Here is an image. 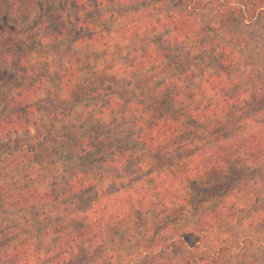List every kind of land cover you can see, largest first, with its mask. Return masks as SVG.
<instances>
[{
  "label": "trees",
  "instance_id": "16d2710c",
  "mask_svg": "<svg viewBox=\"0 0 264 264\" xmlns=\"http://www.w3.org/2000/svg\"><path fill=\"white\" fill-rule=\"evenodd\" d=\"M93 1L99 5L124 7L152 0ZM183 2L191 13L213 6L220 28L229 27L236 19L252 22L264 11V0H246L240 6H234L230 0ZM89 3L90 0H0V63L16 71H21L26 64V55L16 49L15 39L29 28L17 30L11 23L28 22L33 17L36 22L30 28L35 29L42 42L59 43L67 37L69 25L65 17L80 28L90 24L84 19ZM160 22L165 27L160 42L166 38L178 43L181 36L189 38L195 33L183 13L170 14ZM166 47L170 48L169 41ZM227 48L229 45H220L216 52H224ZM162 53L160 48L143 50L130 63L129 70L137 72L158 63ZM114 65L113 62L106 65L95 80L84 84L77 79L79 72L76 70L53 69L52 79L63 87L64 96L58 95L59 113L54 118L58 123H53L47 134L50 137L59 135L63 144L73 142L80 152L74 158L87 169L80 178L72 179L65 194L58 188H31L0 195V208L4 204L3 210H11L18 217L22 209L42 202L50 205V213L58 220L50 223L52 239L47 249L32 246L25 237L13 238L8 228L4 253L7 264H111L112 259L107 255L109 236L129 226L130 217L134 219L133 228L137 231L133 235L137 238L132 243L127 264L139 258L157 263L160 256L163 262L158 264H219L204 256L195 260H172L170 256L189 246L207 245L217 231L247 207L245 201L253 202L251 207L256 208L252 217L256 222L254 226L264 224V64L246 60L247 70L242 81L234 76L237 70H233V59L219 54L214 58V69L207 67L200 71L199 77L192 76L195 81L186 85L173 82L165 94L154 93L146 101L137 100L132 105L135 109L131 115L135 117L128 118V114L122 117L125 121L134 120L131 130L126 122L123 130L135 138L146 155H151L149 158H167L165 164H157L153 170L147 171L148 165L140 167L147 173L139 177L127 173L129 158L123 153L119 157L122 151L109 146L105 136L82 131L78 138L77 131L60 127L64 120L72 117L71 107H75L84 94L119 81L117 75L109 71ZM163 72L166 69L156 75L136 78V84L146 86ZM30 86L27 90L18 88L10 95L0 115V141H11L19 132L37 127L36 122L31 121L35 105L31 95L34 85ZM169 101L176 103L179 109L167 105ZM123 112H127L126 109ZM41 144L38 148L44 145ZM36 148L33 143L28 145L20 163L27 164L28 168L35 167L37 160L43 157L35 155ZM96 168L99 169L93 174ZM149 172L151 179L148 181ZM124 176L130 178V182L114 189L113 194L109 193V197L119 194L110 209L106 204L100 207L91 203L96 194L100 195L101 182L120 181ZM86 197H89L88 203L78 205L79 209L72 211L66 221L55 212L68 199L74 203ZM59 201L61 203L56 204ZM52 202L56 205L51 206ZM184 222L186 226L175 239L166 237ZM12 239L15 243H11ZM0 248L2 250V243Z\"/></svg>",
  "mask_w": 264,
  "mask_h": 264
},
{
  "label": "rangeland",
  "instance_id": "374dc122",
  "mask_svg": "<svg viewBox=\"0 0 264 264\" xmlns=\"http://www.w3.org/2000/svg\"><path fill=\"white\" fill-rule=\"evenodd\" d=\"M230 1L234 6H240L246 2V0ZM182 13L189 18L195 33L189 38L181 36L178 43L166 40V38L160 42V36H163L165 32V27L160 24V21L170 14L177 16ZM84 19L90 24L80 28L68 16L65 17L69 25L67 37L59 43L42 42L35 29L30 28L36 22L33 17L28 22L11 23V26L17 27V30L23 27L29 28L22 33L20 38L15 39L16 49L26 55V64L21 71H16L0 63V115L4 113L12 93L18 88L27 90L31 87L30 85H34L31 95L35 110L31 121H35L37 127L32 126L29 132L25 130L19 132L13 136L11 141L7 139L0 141V195L2 197L7 192L26 191L31 188L39 190L58 188L60 193L65 194L70 189L72 179L75 176L80 178L84 169H87L85 168L87 166H84L78 158H74L75 154L80 152L78 148H74L73 142H69V145L63 144L59 135L50 137L47 134L50 126L58 123L54 119L59 113L57 111L58 95L64 96L63 87L52 79L54 68L78 71L77 79L84 84L95 80L106 65H111L112 62L115 64L109 71L115 73L119 81L107 84L93 93L84 94L77 105L71 107L73 108L72 117L64 120L60 127L77 131L75 136L78 138L82 131L89 135L93 133L105 136L109 146L122 151L119 157L123 153L125 158H129L131 163L127 173L139 177L151 168L153 170L155 165L165 164L167 158L165 156L149 158L151 155H146L135 138L130 137L123 130L125 122L131 130V124L134 121L132 118L135 117L131 115L135 109L132 105L137 100L146 101L154 93L163 95L173 82L186 85L192 80L195 81L192 76L199 77L202 73L200 71H205L207 67L214 69L213 61L219 54L229 55V59H233L235 66L233 70H237L234 76L241 80L244 79L247 70L246 60L257 62L260 65L264 64V11L261 17L252 22L236 19L229 27L220 28L213 6L191 13L183 0H152L124 7L99 5L90 0ZM168 41L170 48L166 47ZM220 45H229V48L224 52H216ZM150 48L152 50L160 48L163 52L159 56V62L147 65L144 70L137 72L135 69L129 70L130 63L143 50ZM164 69L166 72L158 75L146 86H137L136 78L152 73L156 75ZM167 105L171 107L173 105L175 110L179 109L172 101H169ZM125 109L127 112H123ZM127 114L128 118L131 116L132 118L125 121L122 117ZM198 137L197 139H201ZM32 143L34 149L37 146L35 155L43 157L37 160L38 164L35 167L28 168L27 164H21L19 159L28 145ZM41 143L44 145L38 148L42 145ZM91 159L93 160L94 157ZM95 163L98 165V162ZM142 166H147L149 169L146 171L143 167L142 170L140 168ZM96 169L92 171L93 174H96L99 168ZM150 173H148V181L151 179ZM129 182L130 178L125 176L120 181L101 182L98 186L100 195L96 194L91 203L100 207L106 204L110 209L115 197L119 194L113 198L109 197V193L113 194L114 189L117 187L119 189L120 186ZM147 188L151 189L149 185ZM105 193H107L106 196ZM241 199L245 201V197ZM68 200L66 204H61L59 211H55L60 213L59 216L63 217V221H66L72 211L79 209L78 205H82L83 202L88 203L89 197L84 200L78 198L74 203ZM60 203L59 201L56 204ZM56 204L52 202L51 206ZM245 204L247 207L242 208L239 216L217 231L208 240L207 245L186 247V250L170 258L172 260H182V258L195 260L197 257L204 256L219 264H229V262L264 264V224L254 226L256 222H253L252 217H254L256 208L251 207L254 203L245 201ZM2 205L0 208V246L2 243L3 248L0 250V264H7L4 253L5 246H7L5 244H8L5 240L7 239L6 234L9 231L13 238L25 237V240L34 247L42 249L49 247L52 239L50 223L58 221L50 213V205L41 202L26 207L20 211L21 216L19 217L11 210H3L5 205ZM32 207L34 209H31ZM130 218L129 226L109 236L107 255L112 259L111 264H127L129 261L127 256L131 252L132 243L137 238L133 235L137 231L133 228L134 219ZM184 224L176 226L174 233L166 237L175 239L177 233L186 226V222ZM8 228L9 231H7ZM122 234L124 236H121ZM11 243L15 241L12 239ZM157 261L155 263L139 258L133 264H158L163 262L162 256Z\"/></svg>",
  "mask_w": 264,
  "mask_h": 264
}]
</instances>
